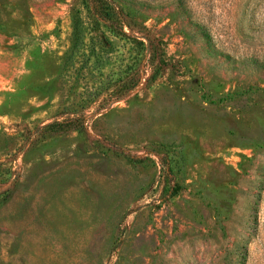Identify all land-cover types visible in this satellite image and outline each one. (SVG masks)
<instances>
[{
	"label": "rangeland",
	"instance_id": "rangeland-1",
	"mask_svg": "<svg viewBox=\"0 0 264 264\" xmlns=\"http://www.w3.org/2000/svg\"><path fill=\"white\" fill-rule=\"evenodd\" d=\"M105 1L0 0V264H264V0Z\"/></svg>",
	"mask_w": 264,
	"mask_h": 264
},
{
	"label": "trees",
	"instance_id": "trees-1",
	"mask_svg": "<svg viewBox=\"0 0 264 264\" xmlns=\"http://www.w3.org/2000/svg\"><path fill=\"white\" fill-rule=\"evenodd\" d=\"M86 6L89 11H95V22L97 24H103L107 26L112 32L121 31L122 18L118 13V10L107 3L105 0H85ZM80 19L73 21V29L76 32L78 30V23ZM67 127V126H66ZM64 128L63 124H50L46 127L47 130L55 132Z\"/></svg>",
	"mask_w": 264,
	"mask_h": 264
}]
</instances>
